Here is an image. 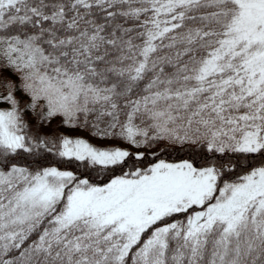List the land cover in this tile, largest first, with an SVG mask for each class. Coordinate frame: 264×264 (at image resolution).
<instances>
[{
	"label": "snow or ice",
	"instance_id": "1",
	"mask_svg": "<svg viewBox=\"0 0 264 264\" xmlns=\"http://www.w3.org/2000/svg\"><path fill=\"white\" fill-rule=\"evenodd\" d=\"M0 264H264V0H0Z\"/></svg>",
	"mask_w": 264,
	"mask_h": 264
}]
</instances>
